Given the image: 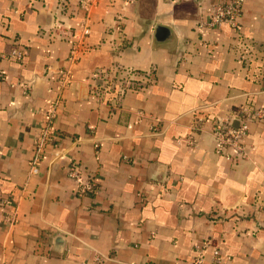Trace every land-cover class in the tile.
<instances>
[{
    "label": "crops",
    "instance_id": "0c3cea01",
    "mask_svg": "<svg viewBox=\"0 0 264 264\" xmlns=\"http://www.w3.org/2000/svg\"><path fill=\"white\" fill-rule=\"evenodd\" d=\"M221 1L99 0L56 137L32 165L84 11L0 0V196L17 211L8 226L0 207V264H264V120L249 121L239 160L216 151L212 128L264 105V0L244 1L240 32L201 24ZM15 48L22 60L2 57ZM121 66L140 85L92 98V73ZM72 165L92 192L77 193Z\"/></svg>",
    "mask_w": 264,
    "mask_h": 264
},
{
    "label": "built area",
    "instance_id": "2783aa9c",
    "mask_svg": "<svg viewBox=\"0 0 264 264\" xmlns=\"http://www.w3.org/2000/svg\"><path fill=\"white\" fill-rule=\"evenodd\" d=\"M115 2H122L128 5L136 0H112ZM245 0H222L212 6L209 15L202 25L216 28L223 24L229 25L236 32L241 29V13ZM99 0H80V7L84 11V17L79 24V32L72 41L69 62L70 65L58 72L57 76V94L50 100L47 109V120L42 127L40 135L37 138V153L31 161L35 165L40 160V149L43 144L53 141L56 137V130L54 128V121L57 116L59 107L64 102V91L70 86L72 82L73 67L78 64L82 57L83 49L85 46L86 38L91 33L92 20L91 12L98 4ZM13 57L22 60L25 52L18 48L13 49L9 54H2V57ZM245 60V59H243ZM114 71V72H113ZM138 72L133 67L121 66L118 68L97 69L92 73V78L96 80H103L102 84H95L91 90V97L99 101H104L103 95L108 91H113L116 100H120L125 91L129 87H138L140 84L136 83V76ZM238 111L233 110L228 116H215L213 118V135L215 140V148L217 152H226L229 148L235 151L234 160H239L247 156L245 140L249 130V121L264 120V105L248 108L240 107ZM205 117L199 116L193 120L190 125V135L187 141L190 144L194 143L193 134L202 131L203 122ZM238 121V127L234 126V122ZM92 129V126H89ZM68 176L77 182V193L82 196L92 192L96 187L94 178L85 177L80 169L72 165L68 169ZM13 202L9 197L0 196V207L4 208L3 221L8 226H13L17 222L16 209H8L12 206ZM101 256H96V264L101 263ZM220 251L215 249L213 252V261L219 263L221 261ZM204 257L199 254L193 264H201Z\"/></svg>",
    "mask_w": 264,
    "mask_h": 264
},
{
    "label": "water",
    "instance_id": "95a60500",
    "mask_svg": "<svg viewBox=\"0 0 264 264\" xmlns=\"http://www.w3.org/2000/svg\"><path fill=\"white\" fill-rule=\"evenodd\" d=\"M236 123H239V122H237V121L234 122V126L238 127L239 124L236 125Z\"/></svg>",
    "mask_w": 264,
    "mask_h": 264
},
{
    "label": "trees",
    "instance_id": "16d2710c",
    "mask_svg": "<svg viewBox=\"0 0 264 264\" xmlns=\"http://www.w3.org/2000/svg\"><path fill=\"white\" fill-rule=\"evenodd\" d=\"M240 109H241V108H240V107H238V108H235L234 110H235V111H238V110H240Z\"/></svg>",
    "mask_w": 264,
    "mask_h": 264
}]
</instances>
